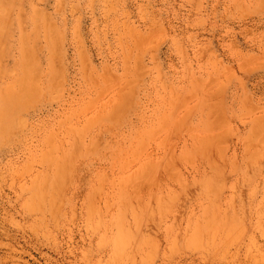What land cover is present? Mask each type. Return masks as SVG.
Here are the masks:
<instances>
[{
  "label": "rangeland",
  "instance_id": "374dc122",
  "mask_svg": "<svg viewBox=\"0 0 264 264\" xmlns=\"http://www.w3.org/2000/svg\"><path fill=\"white\" fill-rule=\"evenodd\" d=\"M2 4L0 264H264V0Z\"/></svg>",
  "mask_w": 264,
  "mask_h": 264
},
{
  "label": "bare ground",
  "instance_id": "6f19581e",
  "mask_svg": "<svg viewBox=\"0 0 264 264\" xmlns=\"http://www.w3.org/2000/svg\"><path fill=\"white\" fill-rule=\"evenodd\" d=\"M2 1L3 0H0V9H2ZM0 31H1V22H0ZM31 51L32 50H30V54L28 55V57L31 55ZM27 53H28V51H27ZM27 58V56H26V53L24 52V51H21V55L20 56H17V61H16V64H18L19 63V66H20V69H23L24 68V61H25V59ZM22 94H24V93H22ZM128 95V94H127ZM125 97H126V95H125ZM127 98V97H126ZM11 102H13V100L11 99ZM0 109H1V107H0ZM3 111H1V113H2ZM59 140H61V139H59ZM60 144H63V142H60ZM54 153H57V151H53ZM66 155H67V153H66V151H64L63 152V154H61L60 155V159H57L55 162H54V164H55V167H54V169H53V173L51 174V176H48L49 177V179H50V183L48 184L47 182H44L43 180H45L44 179V175H41L40 176V179H38L37 181H35V182H33V186H32V188H33V193H32V197H44L45 199H46V197H47V199L49 200V201H51L50 203L52 204V203H54L55 201H57L58 200V189L59 188H61L64 184H65V180L63 179V178H65L67 175H68V173L67 172H69V167H67L66 166ZM125 167H126V164H121V170H124L125 169ZM139 169H141V171L139 172V173H141V172H143L144 170H146V169H142V167H143V164H139ZM215 169H216V167H215ZM234 170H236V166H235V169ZM219 171H220V168H219ZM47 174V173H46ZM216 174H218V173H216ZM220 174H221V172H220ZM215 175V174H214ZM219 175V174H218ZM217 175V176H218ZM79 176V175H78ZM141 176V178L140 177H138V178H140L139 180L140 181H135L136 183H134V184H136V188H131V184H130V182L127 184L125 181H123L122 179L120 180L121 181V183H122V185H121V187L123 188L121 191H120V194H119V196H118V199L117 200H121L122 202H124V201H127L130 197L132 198V195H138L137 197H139V198H141L142 199V192H143V188H142V192L141 191H137L138 190V188L140 187L141 188V181H142V179H143V176H142V174L140 175ZM216 176V175H215ZM61 181L63 182L61 185H59V183H61ZM226 184V183H225ZM228 184V183H227ZM131 185V186H130ZM139 185V186H138ZM224 185V184H223ZM225 186V185H224ZM237 187V186H236ZM140 188H139V190H140ZM220 189V188H219ZM223 188H221V190H222ZM219 192H220V190H218ZM217 191V192H218ZM53 192V193H52ZM138 192V193H137ZM144 192H145V190H144ZM52 193V194H51ZM145 194V193H144ZM237 197V196H236ZM235 197V198H236ZM30 198V197H29ZM43 199V198H42ZM136 199V198H135ZM141 199H140V202H141ZM44 200V199H43ZM137 201H138V198H137ZM45 202H46V200H45ZM51 204H49V205H51ZM141 204V203H140ZM48 205V206H49ZM140 207H141V205H140ZM137 209V208H136ZM135 213V212H134ZM135 214H137V212L135 213ZM134 215V214H133ZM225 216H226V213H225ZM226 218V217H225ZM226 220V219H225ZM123 226V225H122ZM120 227V226H119ZM119 229V228H118ZM125 230V229H124ZM127 230V229H126ZM128 231V230H127ZM126 231V232H127ZM113 234V233H112ZM119 234H120V232H119ZM118 234V235H119ZM125 235L123 236V237H126L127 235H128V237H129V234L127 233V235H126V233H124ZM121 236H122V234H121ZM118 237V236H117ZM122 237V238H123ZM121 238V237H120ZM119 238V239H120ZM116 239V238H115ZM125 239V238H124ZM123 239V240H124ZM118 240V239H117ZM115 242H116V240H115ZM124 242V241H123ZM119 243V242H118ZM121 243V242H120ZM116 246V245H115ZM120 246H122L123 247V245H120ZM121 248V247H120ZM117 249V248H116ZM123 249V248H122ZM123 251V250H122Z\"/></svg>",
  "mask_w": 264,
  "mask_h": 264
}]
</instances>
